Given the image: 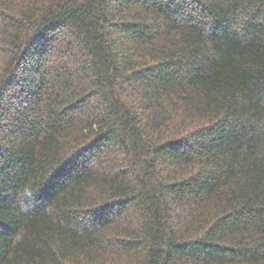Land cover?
<instances>
[{
  "label": "trees",
  "instance_id": "obj_1",
  "mask_svg": "<svg viewBox=\"0 0 264 264\" xmlns=\"http://www.w3.org/2000/svg\"><path fill=\"white\" fill-rule=\"evenodd\" d=\"M0 264H264V0H0Z\"/></svg>",
  "mask_w": 264,
  "mask_h": 264
}]
</instances>
